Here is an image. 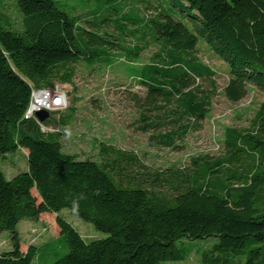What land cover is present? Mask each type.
I'll return each instance as SVG.
<instances>
[{"label": "trees", "instance_id": "obj_1", "mask_svg": "<svg viewBox=\"0 0 264 264\" xmlns=\"http://www.w3.org/2000/svg\"><path fill=\"white\" fill-rule=\"evenodd\" d=\"M91 1L87 12L70 16L54 0H15L22 29L14 32L0 24V156L24 148L27 158V170L10 179L0 169V232H8L11 243L10 250L0 253V264H32L39 256L49 241L23 250L16 226L44 213L55 215L56 241L66 249L50 264L180 261L185 257L178 245L181 240L210 236L218 241L202 253L203 264H240L231 255L242 253L247 245H256L247 263L260 264L264 98L251 130L225 131L227 158H203L191 173L171 172L162 178L172 189L168 193L146 188L143 173L134 182L123 180L125 168L112 165L123 159L139 164L132 152L101 143V163L62 151L60 136L74 121L77 99L56 120H44L57 131H43L24 113L32 88L51 87L55 81L71 85L81 64L109 65L117 55L132 66L129 77L146 90L142 97L129 93L140 109L136 128L162 129L150 139L173 147L205 117L216 92L214 69L196 54L200 39L229 68L223 87L227 100H242L249 86L264 96V0H171L182 20L165 0H133L156 3L149 17L139 16L134 8L126 12L130 0ZM123 37L143 44L126 46ZM149 43L159 48L148 63L139 65ZM199 80L209 81L211 89L203 91ZM160 175L155 172L153 177L158 180ZM62 209L107 236L86 242L59 215Z\"/></svg>", "mask_w": 264, "mask_h": 264}, {"label": "rangeland", "instance_id": "obj_2", "mask_svg": "<svg viewBox=\"0 0 264 264\" xmlns=\"http://www.w3.org/2000/svg\"><path fill=\"white\" fill-rule=\"evenodd\" d=\"M54 1L61 10L70 16L84 14L89 8H92L93 4L91 0ZM165 1L168 6L172 7L171 0ZM133 8L139 16L149 17L155 13L156 3L152 2L149 5L130 0L125 11L132 12ZM173 9L176 11L177 18L182 20L179 7ZM0 24L6 27L10 26L9 28L14 32H20L22 29L21 13L18 11L15 0H0ZM109 30L111 31V29ZM146 40L148 41V39ZM121 42L126 46L134 44L141 46L143 44V42L130 37H123ZM158 48V44L149 43L141 52L138 64L148 63ZM196 54L205 64L214 69L213 79L216 92L211 95L205 117L188 129L181 139L176 140L173 147L160 145L156 139H150L151 135H157L163 131L162 129L142 132L136 128L140 109L134 104L129 93H135L142 97L146 90L143 85L138 83L137 79L129 77V68L132 66H127L115 55L109 59V65L96 64L92 68H87L81 64L71 85L54 82L65 90L68 105H71L72 99H77L73 103L77 109L74 121L60 136L62 151L75 156L78 160L92 159L101 163H103L100 154L101 143L127 153L132 152L137 156L139 164L123 159L117 166L113 164L112 167L115 169L123 166L125 169L122 173L127 174L123 180L129 178L131 182L139 180V173H143L145 180L143 185L158 193H168L172 190L169 189V183L162 180V178H168L171 172L174 173V176L179 171L191 173L195 169L194 163L200 162L203 158L207 160L227 158L225 131L227 129L251 130L264 96L260 91L249 86L247 94L242 100L238 102L227 100L223 95V87L228 81V66L210 51L201 39L198 41ZM198 83L203 91L207 92L211 89L207 80H199ZM61 113L51 112L49 119L56 120ZM45 127L49 131H57V126L53 123L45 125ZM25 152L26 149L19 148L5 156H0V169L7 179L27 170ZM241 161L245 164L248 160L242 157ZM155 172L161 174L158 180L153 177ZM116 174H114L115 178L119 179L120 176ZM33 192L37 195L35 190ZM59 215L86 242L107 236L95 229L91 223L83 221L66 209H62ZM16 231L23 250L29 244L42 245L49 241L47 246L40 249L39 256L33 260L32 264H50L66 253L63 243L56 241L59 234L55 224V215L52 213H44L38 220L22 219L17 224ZM217 241L216 236L191 241L181 240L178 245L185 252L184 259L162 261L160 264H203L202 253L209 251ZM255 246L247 245L242 253L231 255L233 256L232 261L250 264L247 263V260L252 259L251 251ZM257 246H260L262 252L260 264H264V244ZM10 249L9 233L0 232V253Z\"/></svg>", "mask_w": 264, "mask_h": 264}, {"label": "built area", "instance_id": "obj_3", "mask_svg": "<svg viewBox=\"0 0 264 264\" xmlns=\"http://www.w3.org/2000/svg\"><path fill=\"white\" fill-rule=\"evenodd\" d=\"M58 101V102H57ZM68 107V99L65 90L58 84L51 87L32 88L28 106L24 113L25 119L34 118L43 131L46 129L43 122L35 117V112L46 110L49 112H62Z\"/></svg>", "mask_w": 264, "mask_h": 264}, {"label": "water", "instance_id": "obj_4", "mask_svg": "<svg viewBox=\"0 0 264 264\" xmlns=\"http://www.w3.org/2000/svg\"><path fill=\"white\" fill-rule=\"evenodd\" d=\"M35 117L39 120V122H44L45 119L49 117V112L46 110H39L35 112Z\"/></svg>", "mask_w": 264, "mask_h": 264}, {"label": "clouds", "instance_id": "obj_5", "mask_svg": "<svg viewBox=\"0 0 264 264\" xmlns=\"http://www.w3.org/2000/svg\"><path fill=\"white\" fill-rule=\"evenodd\" d=\"M76 207H77L76 203H75V202H73V211H75V210H76Z\"/></svg>", "mask_w": 264, "mask_h": 264}, {"label": "crops", "instance_id": "obj_6", "mask_svg": "<svg viewBox=\"0 0 264 264\" xmlns=\"http://www.w3.org/2000/svg\"><path fill=\"white\" fill-rule=\"evenodd\" d=\"M25 154H26V152H25ZM41 217V216H40Z\"/></svg>", "mask_w": 264, "mask_h": 264}, {"label": "snow or ice", "instance_id": "obj_7", "mask_svg": "<svg viewBox=\"0 0 264 264\" xmlns=\"http://www.w3.org/2000/svg\"><path fill=\"white\" fill-rule=\"evenodd\" d=\"M58 102V101H57Z\"/></svg>", "mask_w": 264, "mask_h": 264}]
</instances>
